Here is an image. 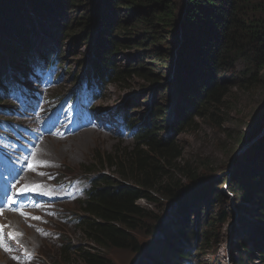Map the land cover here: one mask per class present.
<instances>
[{"label": "trees", "instance_id": "1", "mask_svg": "<svg viewBox=\"0 0 264 264\" xmlns=\"http://www.w3.org/2000/svg\"><path fill=\"white\" fill-rule=\"evenodd\" d=\"M87 1L0 0V37L6 34L8 38H12L10 45L14 49V55L12 54L11 61L22 59L23 49L34 43L35 34L30 19L38 25L47 22L50 26L56 25V18L53 17L61 9L82 6L86 10L87 5L84 3ZM175 1L102 0L99 22L92 30L98 38L95 44L97 48L87 66L97 77L120 86L131 78L149 85H162L159 74L164 75L163 71L166 70V76L170 74L171 77L172 71L177 68L180 77L174 78L175 93L169 94L170 91H167L169 96L166 97V90H159L158 93L162 94L160 97L172 102L184 97L185 103L195 106V113L206 116L214 107H219L227 95L222 82H217L224 67L233 66V60L242 64V69L234 80L243 78L251 67L256 69V74L257 70H264V6L253 4L254 0H181L182 13L178 18ZM87 4L90 5L89 2ZM256 8L261 17H248L250 10ZM120 13H124L125 18H121L118 15ZM89 18L87 10L86 15L82 14L80 18L72 20L61 32L57 28V33L69 38L78 36L77 40L86 45L91 40V34L88 33ZM127 18L129 21L134 18V23L140 22L143 25L139 33H132L134 30L128 29V23L125 22ZM125 37L128 38L124 39ZM131 37L134 42H130ZM38 45L34 47L37 53L40 48ZM133 51L134 57L130 55ZM178 51L180 57L172 59V53L177 54ZM119 53L127 54L128 62L122 69L115 62V56ZM256 74H250L246 85L239 84L238 89L241 91L255 85ZM162 98L159 99L161 103L154 108L150 105L148 114L152 120L149 127H138L140 129H137L136 140L128 146L127 151L114 152L104 158L107 168L116 171L117 181L99 176L98 172L87 199L79 206L83 217L80 218L77 229L86 241L100 250L132 249L137 252L138 245L131 234L142 228L139 224L148 216L147 210L139 205V201L153 204L149 192L160 194L169 200L179 198L181 183H178V176L185 174L188 177L190 174L187 168L181 170L178 164L182 158L181 152H177L172 142L162 140L156 133L159 124L165 125L164 128H169L171 132H174L173 128L178 130L181 127L180 124L174 126L173 121L169 123L170 112L174 114L177 109L175 105L165 108ZM134 121L130 120L131 124L135 125ZM134 125L131 127L137 128ZM250 150L242 163L247 161L254 164L252 168L244 169L241 177L245 181L250 178L253 182H262L264 138ZM222 183L237 193L236 197H240L242 201L248 202L255 198L259 214L264 218L262 192L254 193L251 198L250 193L244 190L245 187L235 182V179H225ZM222 220L223 212L218 221ZM213 225L210 222L206 227L213 228ZM209 233L205 234L208 236ZM238 253L236 264H264V250L254 260L251 258V247L244 241H241ZM75 255L83 264H108L97 255L81 249H77Z\"/></svg>", "mask_w": 264, "mask_h": 264}, {"label": "rangeland", "instance_id": "2", "mask_svg": "<svg viewBox=\"0 0 264 264\" xmlns=\"http://www.w3.org/2000/svg\"><path fill=\"white\" fill-rule=\"evenodd\" d=\"M88 2L90 5L87 4ZM100 3L102 0H88L84 3L87 5L86 10L82 6L63 8L58 15L55 14L53 17L56 18V25L50 26L49 22L46 23V26L54 30L51 40L53 44H50V48L55 47L61 56L62 68L68 71L65 73L64 81L48 93L49 97L52 98L57 93L62 96L74 82L73 77L79 76L87 69L83 66L87 65L97 48L95 44L98 38L92 30L99 22ZM174 3L179 18L182 13L181 0H176ZM253 4L264 6V0H254ZM87 10L90 16L88 33L91 34L88 45H84L81 40L78 41V36L69 38L57 33V28H60L61 32V29L64 30L65 26H69L72 20L80 18L82 14L86 15ZM93 10L96 13L95 18ZM257 10L259 9L250 10L248 17H261ZM64 15L65 19H63ZM118 15L125 18L124 13ZM126 21L128 29L134 30L132 33H139L143 28L140 22L134 23V18L130 21L127 18ZM30 22L33 26L35 25L34 20L30 19ZM35 29L40 31L38 27ZM44 33L47 31L44 30ZM134 41L131 37L130 42ZM11 42L10 36L8 38L6 34H2L0 52L14 55ZM27 52L31 54L32 48L29 47ZM133 53L134 51L130 53L132 57H134ZM175 56L180 57L179 51L177 54L173 52L170 57L173 59ZM126 57V53H119L115 56V62L119 68L122 69L127 65ZM231 64L233 66L224 67L222 75L217 78V82H222L227 95L221 105L214 107L215 109L210 110L206 116L203 113L201 115L195 113V106L185 103L186 98L184 97L175 100L174 103L160 97L162 94L158 93L159 90L161 92L166 90L165 96L167 91H170L169 94L175 93L174 78L180 77L177 68L172 71L171 77L170 74L166 76V70L163 71L164 75L159 74L160 84L163 86L149 85L136 78H131L124 85L108 84L105 87L107 93L104 100L98 103L99 110L102 109L103 113L110 114L119 107L116 115L128 116L125 119L129 124L130 120H135V126L149 127V122L152 120L148 114L149 107L151 105L154 108L161 103L160 98L165 108H171L172 104H175L176 113L172 114L169 110L171 115L169 123L173 121L174 126L180 124L181 127L178 130L173 128L174 132H171L169 128H164L165 125L159 124L156 133L162 140L172 142L177 152H181L182 158L178 164L181 170L187 168L190 174L188 177L185 174L178 176V183H181L179 198L169 200L160 194L149 192L153 204L139 201V205L147 210L148 216L141 220L139 227L142 226V228H138L135 233L131 234L138 245L137 252L132 249L100 250L86 241L75 225V220L81 215L76 202L59 208L58 213L67 217V221L54 220L51 222L52 225L50 224L49 228L56 235H48L46 239H43L37 238L34 234H27L30 246H33L36 253L35 264H83L75 255L77 249L97 255L108 264H182L184 261L179 258L181 256L179 249L190 255L189 264H236L241 241L251 247L252 259L256 260L259 257L260 252L264 250V218L259 214L260 210L255 198L252 197L256 192H262L264 195V181L257 183L250 178L245 181L244 177H241L244 175L243 170L252 168L254 164L247 161L242 163L251 150H248L242 156L243 158L238 160L233 159V156L247 135L256 132L255 128H260L258 125L264 120V70L259 72L257 70L256 74V69L251 67L243 78L234 80L233 78L242 69V64L234 60ZM11 65V63L3 64L0 72ZM250 74H256V84L240 91L239 84L246 85ZM2 106L7 107L6 104ZM110 116L113 119L111 114ZM131 142H125L113 137L112 133L104 134L102 130H98L63 143L54 145L51 143L50 146L55 148L54 151L49 152L47 148L44 153L56 163L60 177L93 178L95 180L99 172V176L116 180L118 178L116 171L113 168H107L108 164L104 158L114 152L127 151ZM100 172L103 173L100 174ZM258 176L261 177V175ZM225 179L233 181L235 179V182L241 183L252 199L248 202L242 201L240 197H237V201L226 200L225 197L230 199V196L223 192L225 186L222 182ZM121 183L126 185L123 181ZM222 212L224 220L218 221ZM210 222L214 223L213 228L206 227ZM208 232L210 233L207 236L205 233ZM57 236L59 238L55 239ZM205 236L207 238H204ZM0 264L11 263L1 258ZM251 264H256V262Z\"/></svg>", "mask_w": 264, "mask_h": 264}, {"label": "water", "instance_id": "3", "mask_svg": "<svg viewBox=\"0 0 264 264\" xmlns=\"http://www.w3.org/2000/svg\"><path fill=\"white\" fill-rule=\"evenodd\" d=\"M260 128H255L256 132H253V134L247 135L245 138V141L242 145H240L238 151L234 154L233 159H240L242 156L247 153L248 150L252 148L257 142L260 141V139L264 135V120L258 125ZM232 159V160H233Z\"/></svg>", "mask_w": 264, "mask_h": 264}, {"label": "bare ground", "instance_id": "4", "mask_svg": "<svg viewBox=\"0 0 264 264\" xmlns=\"http://www.w3.org/2000/svg\"><path fill=\"white\" fill-rule=\"evenodd\" d=\"M66 18V17H65ZM65 18H63V19H65ZM48 29H51V30H53V28L52 27H48L47 26V28H45V27H42L41 28V30H48ZM49 34L51 35V36H53V32L52 31H49ZM49 40H52V38H48ZM0 57H1V62L5 59L6 60V58H9V57H11V55L9 54V53H2V52H0ZM106 101V100H105ZM105 104V103H104ZM111 115H112V113H110ZM113 120H112V118H111V116L109 115L106 119H105V124L106 125H108V126H112L113 125ZM26 128H22V130H25ZM28 130V129H27ZM27 130H25V131H27ZM33 247V246H32ZM171 247V246H170ZM7 263V262H6Z\"/></svg>", "mask_w": 264, "mask_h": 264}, {"label": "snow or ice", "instance_id": "5", "mask_svg": "<svg viewBox=\"0 0 264 264\" xmlns=\"http://www.w3.org/2000/svg\"><path fill=\"white\" fill-rule=\"evenodd\" d=\"M46 163V162H45ZM29 167H30V169H35L36 167H37V164L34 162V163H32V164H30L29 165ZM40 187H42V186H40V185H35V186H33L31 189H26V190H34V191H39V189H40ZM0 214H2V213H0ZM22 215H25V216H27V214L26 213H21ZM35 219H39V217H35ZM3 225H0V231H2L3 230ZM11 238H15V236L13 235ZM7 250V249H6Z\"/></svg>", "mask_w": 264, "mask_h": 264}]
</instances>
